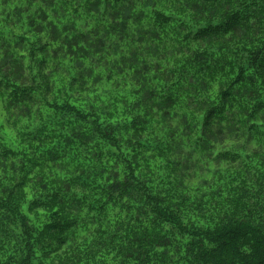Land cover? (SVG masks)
Instances as JSON below:
<instances>
[{
  "label": "clouds",
  "instance_id": "obj_1",
  "mask_svg": "<svg viewBox=\"0 0 264 264\" xmlns=\"http://www.w3.org/2000/svg\"><path fill=\"white\" fill-rule=\"evenodd\" d=\"M0 264H264V0H0Z\"/></svg>",
  "mask_w": 264,
  "mask_h": 264
}]
</instances>
